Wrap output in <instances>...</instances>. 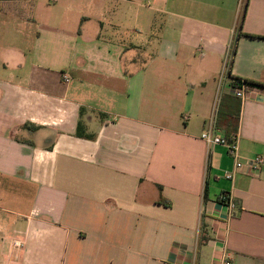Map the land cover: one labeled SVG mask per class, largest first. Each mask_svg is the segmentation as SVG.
Segmentation results:
<instances>
[{"label":"crops","instance_id":"0c3cea01","mask_svg":"<svg viewBox=\"0 0 264 264\" xmlns=\"http://www.w3.org/2000/svg\"><path fill=\"white\" fill-rule=\"evenodd\" d=\"M143 1L0 0V264H264V0Z\"/></svg>","mask_w":264,"mask_h":264},{"label":"built area","instance_id":"2783aa9c","mask_svg":"<svg viewBox=\"0 0 264 264\" xmlns=\"http://www.w3.org/2000/svg\"><path fill=\"white\" fill-rule=\"evenodd\" d=\"M243 1V0H241ZM241 78L234 77L232 74V53L229 52L225 60L223 70L220 74V86L224 93H228L240 100H245L256 92L264 91V88L251 85L245 82ZM257 94V93H256ZM202 139L209 146H223L234 159V169L230 172H226L225 177L229 180H234L237 171H240L244 167H247L251 172L258 173L264 166V158L262 156H256L250 159H243L240 155L239 140L237 137L229 140L225 137L218 136L212 130L203 132ZM220 201L226 203L233 210L236 207L234 201L227 195L220 197ZM16 247H21L22 242L15 241ZM220 264H233L230 258H225Z\"/></svg>","mask_w":264,"mask_h":264},{"label":"rangeland","instance_id":"374dc122","mask_svg":"<svg viewBox=\"0 0 264 264\" xmlns=\"http://www.w3.org/2000/svg\"><path fill=\"white\" fill-rule=\"evenodd\" d=\"M36 1L37 0H34L35 4H36ZM147 1L148 0H144L143 4L146 5ZM31 2H32V0H31ZM57 9L59 10V12H55L56 16L52 17L51 20L52 21H57L58 20V16H59V19H60L59 22L63 23V21H62L63 18L60 17V16L62 15L61 13L65 12V11L61 10V8H58V7H57ZM6 36L11 40V42H14V43H21L22 42V40H20L18 38V33H16L15 31H11V34L7 35V29H3L2 34L0 35V46L2 45L3 40L6 38ZM17 38H18V40H17ZM22 47L28 48L29 46L27 44L26 45L22 44ZM11 63H13V62H11ZM28 63H29V56L27 55L25 58L23 57V60L19 61V66L18 67L20 69H22L24 67V65L26 66ZM12 66L14 68H17V66L14 65V64H12ZM38 131H39V133H42V132L45 133V129L39 128ZM16 184H19V183H16ZM8 207H10V206H6L5 204L0 203V217H4V216L14 217V216H12V215H10L8 213H4L2 211V208H8Z\"/></svg>","mask_w":264,"mask_h":264},{"label":"trees","instance_id":"16d2710c","mask_svg":"<svg viewBox=\"0 0 264 264\" xmlns=\"http://www.w3.org/2000/svg\"><path fill=\"white\" fill-rule=\"evenodd\" d=\"M246 83H249V84H251V85H254V86H258V87H262V88H264V84H262V83H260V82H255V81H245ZM77 135L79 136V137H81V138H91V136L90 135H85L84 134V128H83V126H82V124L81 123H79V125H78V128H77Z\"/></svg>","mask_w":264,"mask_h":264}]
</instances>
